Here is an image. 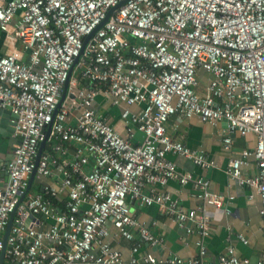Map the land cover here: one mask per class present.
I'll return each mask as SVG.
<instances>
[{"label": "built area", "instance_id": "1", "mask_svg": "<svg viewBox=\"0 0 264 264\" xmlns=\"http://www.w3.org/2000/svg\"><path fill=\"white\" fill-rule=\"evenodd\" d=\"M0 34V116L9 109L18 137L0 185V253L14 212L2 264H212L202 260L210 233L206 206L233 196L213 192L208 179L167 158L214 164L202 149L168 134L172 115L226 121L231 132L255 135L254 146L230 157L225 171L251 188L249 198L257 193L264 235V0H0ZM199 70L209 75L203 92ZM100 94L121 106L124 134L96 111ZM133 105L142 108L132 111ZM135 128L144 134L138 144L131 141ZM223 141L228 150L230 136ZM249 157L256 172L244 176ZM34 169L33 181H55L37 190L31 184L20 200ZM170 179L192 183L203 205L186 208L157 187ZM128 200L157 205L194 232L198 254L139 256L136 243L125 258L111 245L108 221L125 239L136 231L149 245L164 242L132 214ZM217 264L250 262L229 245ZM256 264H264V247Z\"/></svg>", "mask_w": 264, "mask_h": 264}, {"label": "crops", "instance_id": "2", "mask_svg": "<svg viewBox=\"0 0 264 264\" xmlns=\"http://www.w3.org/2000/svg\"><path fill=\"white\" fill-rule=\"evenodd\" d=\"M2 39L3 35L0 34V47H2ZM18 47L21 48L20 45ZM23 58L24 60L28 58L26 52L23 53ZM73 72L78 74V68L75 67ZM198 77L200 84L197 90L203 92L209 75L199 70ZM95 103L98 114L117 131L124 134L125 122L121 117V106L111 105L102 94L96 97ZM141 108L142 105L130 107L132 111H139ZM3 123L2 126L0 125V185L7 179V163L12 158L14 146L18 141V137L14 136L13 131L9 132V135L6 131V128L11 126L10 123ZM166 129L173 139L181 141L190 148L202 149L207 159L212 160L214 164L203 168L194 164L190 159L172 153H168L167 158L173 160L180 171H188L196 177L208 179L213 192L219 193L225 198L233 196L223 206H206V211L210 216V233L205 240L206 253L202 260L206 263L217 264L218 257L226 253L227 247L232 245L238 257L247 258L250 264H256L264 247L260 214L261 202L257 193L249 198L251 188L232 179L225 171L230 157H237L243 149L254 146L255 135L248 133L242 136L231 132L227 128L226 121L212 125L202 121L196 115L189 118L172 115L166 122ZM226 134L231 138V147L228 150L224 149L223 138ZM143 138V132L135 128L131 138L132 143H141ZM249 158L248 165L242 168L244 176H252L256 172L255 160L252 157ZM52 180L55 181V178L45 177L41 181L34 180L33 190L40 188L39 184L42 182H52ZM157 187L168 190L186 208L203 205V202L196 197V189L190 182L180 184L176 179H170L164 186L157 185ZM127 202L132 214L143 221L154 235L162 236L164 242L162 245H149L140 239L136 231L133 240L125 239L116 233L115 228L108 221L107 228L111 235V245L116 247L125 258L130 256L131 248L136 243L139 244V256L145 251L152 252L155 256L177 254L184 259L198 254L194 232L188 233L185 227L178 225L171 217L163 214L157 205H140L134 200ZM226 208L230 209V213L226 212ZM237 234H242L247 242H242Z\"/></svg>", "mask_w": 264, "mask_h": 264}, {"label": "water", "instance_id": "3", "mask_svg": "<svg viewBox=\"0 0 264 264\" xmlns=\"http://www.w3.org/2000/svg\"><path fill=\"white\" fill-rule=\"evenodd\" d=\"M122 3H123V2H120V3L118 4V6L121 5ZM112 9H113V8H112ZM112 9H111V10H112ZM111 10H110V11H111ZM110 11H109V12H110ZM106 19H107V17L105 18L104 21H106ZM104 21H103L100 25H102V24L104 23ZM100 25H99V26H100ZM99 26H98V27H99ZM98 27H97V28H98ZM97 28H95L94 31H92L91 34L87 35V36L84 38L83 46H82V49H81V53H82V51H83V48H84L86 42H87L88 39L91 37V35L96 31ZM77 61H78V57L75 58V61H74L73 65H72V68L75 66V64L77 63ZM72 68H71V69H72ZM68 81H69V79H67L66 82H65V84H64V87H63V90H62V93H61L60 102H59V105H58V106H60V103L62 102V100H63V98H64V96H65V94H66V90H67V86H68ZM9 116H10V111H9V109H5V110H3V112L1 113V118H0V125H1V126H2V124H4L3 122H8V123H10V125H11V126H9V127L6 128V131H7L8 135H9V132H12V131H13L12 123H11L10 120H9ZM49 131H50V125L47 127V130H46V138H47V136H48V134H49ZM46 138H45L43 141H41L40 144H39V149H38V154H37V156H36V160L39 159L40 154H41V152L43 151V148H44V146H45V144H46ZM34 175H35V169L32 171V173H31V175H30V178H29V181H28V185H27V187H26L24 193L21 195L20 200L25 196V193H27V191H29V189H30V187H31V184H32V181H33V178H34ZM13 216H14V212H12V213L10 214L9 221H8V224H7V227H6L5 233H4V248H3V251L0 253V264L3 263L6 237H7V234H8V232H9V230H10V227H11V225H12Z\"/></svg>", "mask_w": 264, "mask_h": 264}]
</instances>
